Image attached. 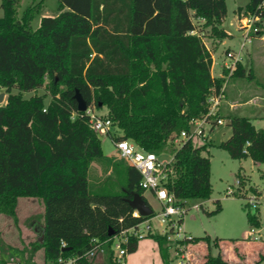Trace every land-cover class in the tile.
<instances>
[{"label":"trees","instance_id":"trees-1","mask_svg":"<svg viewBox=\"0 0 264 264\" xmlns=\"http://www.w3.org/2000/svg\"><path fill=\"white\" fill-rule=\"evenodd\" d=\"M226 1L57 0L60 13L42 17L33 30L43 0L20 17L21 0H0V86L7 94L0 106V215L16 223L21 198L37 199L43 207L41 238L22 249L0 243L1 264L9 253L19 255L22 264H55L59 257L92 264L102 254L84 253L97 245L104 247L108 264H125L116 261L113 239L143 220L132 217L127 200L145 191L131 165L103 154L100 137L85 112H78L74 95L80 93L88 108L107 109L106 117L122 132L113 142L129 140L161 153L175 136L189 131L192 120L205 117L209 97L218 95L225 81L227 70L222 77L211 75L212 53L195 33L194 20H202L219 41L227 38L220 28ZM245 1V16L258 17L264 34V0ZM230 77L253 79V73L237 62ZM13 89L33 94L21 99ZM39 89L50 96L48 104L45 94L35 93ZM226 118L231 134L216 147L233 160L264 165V129H256L248 117ZM207 150L188 139L173 151L174 175L165 187L181 206L210 199L211 162L202 155ZM92 163L110 168L117 192L107 191V181L90 191ZM238 180L242 185L239 174ZM234 195L241 196L238 190ZM219 210L218 204L208 215ZM246 220L251 228L261 226L249 211ZM147 237L157 242L163 264H170L166 236ZM201 239L208 252L196 264H232L223 258L219 238L193 236L194 242ZM138 240L130 234L122 247L134 252ZM211 245L217 249L214 256ZM38 251L42 263L34 259Z\"/></svg>","mask_w":264,"mask_h":264},{"label":"rangeland","instance_id":"rangeland-1","mask_svg":"<svg viewBox=\"0 0 264 264\" xmlns=\"http://www.w3.org/2000/svg\"><path fill=\"white\" fill-rule=\"evenodd\" d=\"M41 0H21L18 7L17 13L18 17L21 16L22 12L27 7H32ZM245 0H227V14L223 18L220 28L225 32L231 33L233 35H238L243 33L244 29L241 27L240 20L245 16L244 7ZM60 13L58 8L57 0H43V5L35 14L32 22L31 28L36 29L42 17L52 16L55 17ZM2 12L0 9V17ZM196 26L197 35L201 38L204 45L210 49L212 55L214 56V65L211 70L214 75H218L220 72L223 75V62L225 61L226 54L231 52L230 48L226 49L227 46H238L237 42H233L227 45H219V40L210 32L209 28L203 27L202 20H194ZM229 37V35H228ZM227 37V38H228ZM236 37V36H235ZM232 46V47H233ZM249 46L246 47V49ZM235 54V52H233ZM262 64V63H261ZM247 65V63H245ZM222 68V69H221ZM245 69V68H244ZM254 70V69H253ZM254 73V71H253ZM263 75V76H262ZM215 77V76H214ZM228 77V72L224 76L226 81ZM216 78V77H215ZM224 81V82H225ZM229 81V80H228ZM229 82L233 83V94L237 92L232 98H234L238 103V108L235 110L236 114H245L246 116H264V100H258V98L264 97V66L259 65L256 76H253V79L247 78H232ZM227 82L222 85L223 97L227 96L229 99V94L226 91L228 87L226 86ZM38 95H46L45 104H48L50 101V96L44 91V89H39L35 92ZM12 94L20 97L21 99H28L33 93H20L17 90L13 89ZM7 94L5 93V101L0 103V106L4 105L6 102ZM257 101L255 102V107L260 108L251 109L250 106H243V104L248 100ZM222 102L220 103L217 116L215 119H222L226 117L223 112ZM91 110L98 116H106L107 109L101 108L98 109L95 105L91 106ZM251 114V115H248ZM201 121H199L200 123ZM224 128L217 129L216 132L206 133L208 127H205L203 133L194 138L192 141L195 145H207L208 153L203 152V156H208L211 162V178L210 182L212 185V193L210 199L202 201L203 205L198 209H191V206L194 204H201V201L190 202L187 205L189 209L187 214L183 217L182 226L186 232L194 237H204V235H210L211 237H217L220 239L219 245L222 256L226 252H233L236 256L241 253L240 247L235 245L234 238H243L245 231H248V223L246 220V212L249 211L252 214H256L261 223V236L264 239V165H255L251 160L238 161L233 160L229 157L228 153L222 149L216 147L221 141H224L228 138L230 129L228 126H223ZM256 128H263L264 123H255ZM195 126L190 124V131H193ZM215 131V129H213ZM122 132L115 128L111 131V136L108 135H99L101 141V147L103 154L105 156H113L116 161L126 165L127 162L122 160L115 148L112 137L121 136ZM210 145H215L211 147ZM174 146L170 144V141L167 143L165 149L161 152L160 160L167 162L171 160V153ZM158 153V154H161ZM238 174L243 178V184L239 185ZM173 178V175L170 176ZM88 181L90 191L94 193L104 181H107V191L117 192L119 190L118 186L115 183V176L111 172L110 168L100 164L92 163L88 173ZM239 191L241 196H235V191ZM143 197L147 204L151 207L154 213H157L160 209V204L148 191L144 192ZM219 204L220 210L217 213L208 215V213L214 212L217 205ZM257 207H256V206ZM42 213L43 210L40 206V202L37 199L33 198H21L18 201L16 208V218L17 222L15 223L14 219L9 216L0 215V241L1 242H16L17 237L20 239V235L26 231V228L35 229L42 224ZM157 230L161 231V227L158 225L157 220H153ZM3 230V232H1ZM36 240V237H34ZM33 238V239H34ZM41 238V234L37 235V239ZM23 239V238H21ZM20 239V240H21ZM257 239V238H254ZM252 237H247V241L254 240ZM202 242V243H201ZM206 241L201 239L200 241L194 242L193 240L186 243L185 249L188 257L191 259L192 264L198 263L202 258L199 254V249L203 248L202 244H205ZM232 246V247H231ZM23 247H28L27 245ZM21 246L20 249L23 248ZM0 247V255L2 253ZM216 248L211 245V250L215 253ZM227 250V251H226ZM226 251V252H225ZM8 253V252H7ZM175 255V251H174ZM264 255V252L256 253L255 251L251 254V259L247 264H252L254 261H257ZM6 264H22V260L19 255L8 254ZM127 257V255H126ZM245 257V256H244ZM237 258V257H236ZM239 258V256H238ZM241 258V257H240ZM1 259V256H0ZM36 259V258H35ZM38 259H41V256H38ZM233 260V259H231ZM239 259H236L235 262H238ZM39 263H42L39 262ZM264 263V258L260 264ZM1 264V262H0ZM92 264H108L106 259V254H102L93 260ZM238 264V263H237Z\"/></svg>","mask_w":264,"mask_h":264},{"label":"built area","instance_id":"built-area-1","mask_svg":"<svg viewBox=\"0 0 264 264\" xmlns=\"http://www.w3.org/2000/svg\"><path fill=\"white\" fill-rule=\"evenodd\" d=\"M260 20L256 16H244L240 20L241 27L244 29V40L250 42L253 37L260 36L261 29L258 28L256 23ZM264 28V24H262ZM263 31V30H262ZM193 34V33H192ZM238 57L232 51L226 54L223 68L228 71L229 78L236 69V63ZM3 94V101H5V91L0 86V95ZM223 98L222 88L218 95H211L208 99V112L202 119L192 120L190 124L195 126L193 131L181 132L178 136H175L170 144L174 146L171 153V160L164 162L160 160L158 153L147 152L132 141L129 140H117L114 142L115 148L119 157L127 162V165H131L137 173L140 175L139 187L145 192L148 191L160 204V209L157 213L146 217L145 219L135 210L132 212V217L137 219H143L141 222L136 223L134 226L122 230L119 234L114 236L112 248L115 251V258L117 262H123L124 256L127 254L126 249L122 247V242H125L128 235L132 234L138 239L147 237L152 233H159L166 236V239L173 244L175 251L176 264H192L191 259L188 257L185 246L188 241L193 240V236L188 234L180 223L183 217L187 214V205H179L174 196L170 195L165 187L168 178L173 174L172 161L173 151L180 148L182 141L199 137L205 127H208L207 134L210 133V129L221 127L225 125V122L218 118L217 110ZM85 114L89 117L90 128L98 135H111V131L115 127L112 121L108 117L98 116L92 112L91 107H87ZM199 121H201L199 123ZM256 206V205H255ZM200 208L199 204H194L191 209ZM153 211V210H152ZM153 220H157L158 225L162 228L161 231L157 230ZM61 247H65V243L61 242ZM97 253L103 254L104 247L97 245L91 249H88L84 256L93 257ZM78 257H59L55 264H76ZM20 264V263H15Z\"/></svg>","mask_w":264,"mask_h":264},{"label":"crops","instance_id":"crops-1","mask_svg":"<svg viewBox=\"0 0 264 264\" xmlns=\"http://www.w3.org/2000/svg\"><path fill=\"white\" fill-rule=\"evenodd\" d=\"M226 33L229 35V37L219 41L218 42L219 45L223 46V45L229 44L228 42H230V43L237 42L238 46H235V47L233 45H232L233 47L227 46L226 49L230 48V50L232 52H235V54L237 55V57L239 59L238 62H240L242 64V66L245 68V71L248 72L249 70H251L252 73L254 71L253 76L255 77L257 70L259 68V65L263 64V66H264V34H260V36L253 37L250 40V42H247L244 40L243 33H239L238 35H236V34L233 35V34L228 33V32H226ZM247 46H249V47L246 49ZM212 60H213V63H212V68H213V65H214V56L213 55H212ZM245 63H247V65H245ZM212 68H211V70H212ZM211 75L213 77L215 76L216 78L223 76L221 72L218 75H214L212 72ZM232 78L233 77H229L225 81V82H227L226 86L228 87V89L226 91L229 94V99L227 98V96L225 97V99H224V97L221 99L222 105L224 106L223 112H225L224 114L226 115V117L229 115H238V116L248 117L251 119L254 127H255V123H257V122L258 123H264V116H246L245 114H243V115L242 114H236L235 110L238 108L239 105H238L237 101L234 98H232V96L237 94V92H235V94H233V92H234L233 91V83L234 82L233 83L229 82L230 79H232ZM225 82H224V84H225ZM258 100L259 101L264 100V97L258 98ZM255 102H257V101H253L250 99V100L246 101L243 104V106H245V107L250 106L251 109L260 108L258 106L255 107V105H253V104H255ZM248 115H251V114H248ZM226 117L223 120L225 122L224 126H227V118ZM221 128H224V127L223 126L216 127L215 131H212L210 133L212 134L213 132H216L217 129H221ZM256 129H258V128H256ZM259 129H263V128H259ZM230 134H231V130L229 132V136H230ZM248 160H250V159H248ZM241 161H244V160H241ZM254 164L259 165L258 163H254ZM260 165H262V164H260ZM18 201H17V204H18ZM201 205H203L202 202H201L200 206ZM40 206L43 210V207L41 204H40ZM16 208H17V206H16ZM42 223H43V213H42ZM248 228L249 229H248V231H245V235L243 236V238H240V239L234 238L235 245L240 247L239 251L242 254L241 258L240 257L238 258V255L236 256L231 251L226 252L227 251L226 250L225 251L226 254L223 256V258L225 260L227 259L228 262H231L232 264L241 263L242 261H244L245 263H248L249 260L251 259V254L254 251L256 253H259L260 251L264 252V239H262V236H261V228L260 227L259 228L248 227ZM41 231H42V224L39 226V228L38 227H35V229L26 228V231L20 235V239L21 238H23V239L20 240L19 237H17L16 242L11 243V242H1L0 241V243L15 247V248H21V246L23 247L25 245H28L31 241H34L35 240L34 237H36V239H37V235L41 234ZM1 232H3V230ZM204 236H208L210 239L213 238L210 235H204ZM247 237H252L253 239L254 238H257V239H254V240L249 242L246 240ZM170 244H171V248L169 250V253H170V259L172 260L170 264H176V259H175L176 257L174 255L173 244L171 242H170ZM202 245H203V248L199 249V254L205 257L207 252H208L207 244L205 243ZM215 250H216V252L213 253L214 250L212 251L210 249V252L213 256L216 255V253H217V249H215ZM126 255H127V257H126ZM126 255L124 256L125 264H163L157 242L154 239L149 238V237L139 239L136 250L134 252L127 253ZM38 256H41V259H42V256H43L42 251H38L34 257V259L36 258L35 259L36 261L41 262V259L39 260ZM231 259H233V260H231ZM236 259H239L238 262H235Z\"/></svg>","mask_w":264,"mask_h":264},{"label":"water","instance_id":"water-1","mask_svg":"<svg viewBox=\"0 0 264 264\" xmlns=\"http://www.w3.org/2000/svg\"><path fill=\"white\" fill-rule=\"evenodd\" d=\"M74 99L77 103L78 112H85L87 109V103L83 99L80 93L76 92L74 95ZM3 101V94L0 95V103ZM129 206L132 210L137 211L143 218L151 216L153 211L151 207L147 204L145 199L141 197L139 194L134 193L130 200H127Z\"/></svg>","mask_w":264,"mask_h":264}]
</instances>
